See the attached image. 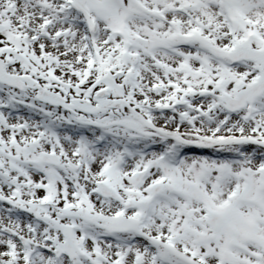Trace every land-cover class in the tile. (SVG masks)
Returning <instances> with one entry per match:
<instances>
[{
  "label": "snow or ice",
  "instance_id": "1",
  "mask_svg": "<svg viewBox=\"0 0 264 264\" xmlns=\"http://www.w3.org/2000/svg\"><path fill=\"white\" fill-rule=\"evenodd\" d=\"M0 264H264V0H0Z\"/></svg>",
  "mask_w": 264,
  "mask_h": 264
}]
</instances>
